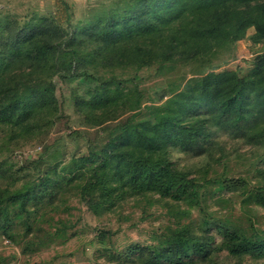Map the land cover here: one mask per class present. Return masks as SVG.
I'll list each match as a JSON object with an SVG mask.
<instances>
[{"label":"rangeland","instance_id":"1","mask_svg":"<svg viewBox=\"0 0 264 264\" xmlns=\"http://www.w3.org/2000/svg\"><path fill=\"white\" fill-rule=\"evenodd\" d=\"M137 1L0 0V35L11 33V45L18 30L43 29L57 51L45 64L21 41L17 51L10 47V58L0 57V91L12 89L22 74L53 81V98L46 94L36 112L26 118L0 113V264H144L152 248L161 246L172 230L185 231L187 223L203 241L209 238L211 251L193 254L184 264H264V257L227 248L229 240H245L253 229L264 234V207L242 202L245 187L264 180V143H247L228 129L211 125L212 143L200 151L172 143L163 149L173 167L202 185L200 203L186 216L176 217L184 203L178 207L155 192L125 196L99 213L79 197L78 173L88 163L75 161L100 149L114 123L133 113L136 120L149 116L146 107H162L166 98L209 71L245 76L253 70L255 56L264 52V36L252 29L213 46L174 44L168 55L143 36L110 49L89 40L92 25L109 21ZM67 47L77 52L75 60L64 51ZM112 77L127 81H109ZM105 87L106 97L99 98ZM161 93L165 96L159 100ZM18 190H30L24 204L20 197L12 199ZM204 220L207 230L202 231Z\"/></svg>","mask_w":264,"mask_h":264},{"label":"trees","instance_id":"2","mask_svg":"<svg viewBox=\"0 0 264 264\" xmlns=\"http://www.w3.org/2000/svg\"><path fill=\"white\" fill-rule=\"evenodd\" d=\"M248 29L264 36V0H138L109 21L92 25L87 37L97 42L99 49H110L118 42L143 36L150 46L163 47V55H168L174 44L190 42L198 46L202 42L213 46L241 38ZM43 32V29H20L12 45L9 43L11 33L0 35V57L10 58V47L17 51L21 41H26L28 50L39 62H52L57 51ZM35 36L38 39L34 40ZM64 51L72 60L76 59L75 49L67 47ZM254 61L253 70L245 76L231 70L209 71L194 79L189 88L166 98L162 107H146L151 111L149 116L136 120L133 113L122 122L114 123L100 149H91L87 156L75 161L81 166L88 163L84 171L78 173L80 199L92 212L99 213L125 196L155 192L160 199L174 200L178 207L182 203L186 205L176 210V217L188 215L190 209L200 203L202 185L195 177L173 167L163 155V149L172 143L200 151L205 143H212L211 125L228 129L227 133L247 143H264V52L257 54ZM25 75L15 80L12 89L0 91L1 114L26 118L30 111L41 108L46 94L53 98L52 80ZM109 81L120 83L127 79L120 81L112 77ZM106 88L99 91V98L106 97ZM163 94L159 100L165 96ZM235 181L245 180L237 178ZM29 191L18 190L12 199L20 197L24 204ZM243 192V203L253 201L264 207V180L252 189L245 187ZM4 214L2 224H6L7 209ZM206 223V220L202 222V231L207 230ZM183 228L186 233L172 230L167 234L161 246L150 250L144 264H159L161 260L184 264V259L193 254L208 255L209 238L203 241L204 236L190 232L188 223ZM262 233L253 229L245 240H229L227 248L231 253L244 250L264 257Z\"/></svg>","mask_w":264,"mask_h":264}]
</instances>
